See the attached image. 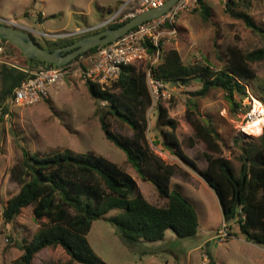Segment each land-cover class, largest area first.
Masks as SVG:
<instances>
[{
  "label": "rangeland",
  "instance_id": "obj_1",
  "mask_svg": "<svg viewBox=\"0 0 264 264\" xmlns=\"http://www.w3.org/2000/svg\"><path fill=\"white\" fill-rule=\"evenodd\" d=\"M204 2L210 9L209 17L202 18L196 3L181 12L176 20V32L161 42L163 52L174 48L184 63L209 64L216 70L226 60L230 47L247 51L262 45L260 37L241 19L224 11V3L219 0ZM120 7L121 0H0V23L4 20L17 24L30 31L38 43L46 45L47 41L78 37L83 34L76 32L79 29H101L94 27L104 23L102 19L108 18ZM245 10L256 24L264 27V0H250ZM118 18L123 19L122 15ZM3 45L9 63L24 64L17 48L8 42ZM75 64L74 71L46 87L47 97L28 105L8 103V113L0 117V264H16L15 260L22 253L20 245L29 241L45 221L33 219L31 206L23 207L10 223H4L2 219L6 200L18 191V185L10 177V169L21 160L22 148L39 155L63 149L74 153L92 151L128 172L149 202L165 204V199L157 195L153 185L137 176L126 162L123 151L104 137L96 111L104 104L98 105L90 96L79 65ZM147 64L143 60L134 66L144 69ZM250 66L256 79L247 83L246 92L259 97V84L264 87V60L253 62ZM199 88L196 80L186 85L163 81L161 95L146 110L145 132L153 152L173 166L169 188L179 189L192 201L198 215L197 233L179 238L167 229L161 240L141 241L140 248L148 251L143 254L126 246L111 223L102 218L96 219L91 222L86 238L105 264H207L206 251L211 252L217 264H264V247L246 241L235 222L229 223L228 239L221 241L215 238V228L222 220L216 196L194 170L162 146L161 127L156 123L157 104L165 107L168 116L176 121L174 131L180 149L199 169L206 166L203 156L205 145L194 136L193 128L186 120L187 114L211 124L218 133L220 150L209 153L227 158L238 171L239 155L244 148L256 142L264 122H261V127L255 125V130L251 132L245 131L248 121L244 116L252 107L248 103L251 100L240 99L236 93L228 99L220 88H211L203 96L193 94ZM252 96L263 107L262 116L257 117L264 118V92L261 99ZM107 121L114 133L130 135L131 130L125 123L114 117H108ZM113 213L110 211L108 215ZM211 236L213 239L206 242ZM31 264L80 263L69 261L60 247H44L34 254Z\"/></svg>",
  "mask_w": 264,
  "mask_h": 264
},
{
  "label": "trees",
  "instance_id": "obj_2",
  "mask_svg": "<svg viewBox=\"0 0 264 264\" xmlns=\"http://www.w3.org/2000/svg\"><path fill=\"white\" fill-rule=\"evenodd\" d=\"M249 1L227 0L224 11L241 19L246 27L260 37L262 45L247 51L230 47L226 60L215 70L209 64L184 63L176 49L170 48L163 52L159 42L156 48L161 50V60L153 67L154 76L162 83L170 81L186 85L196 80L200 88L193 94L198 96L205 95L211 88H220L228 99L232 98L233 93L238 94L240 99L244 98L247 95V83L256 79L250 64L264 60V27L256 24L245 10ZM196 4L202 18H208L210 9L204 0H196ZM128 19L78 37L47 41L46 45H41L33 35L30 36L41 47L54 49L104 28L118 27ZM4 42L8 41L0 37V43L3 45ZM11 45L19 50L24 64L0 63V117L8 113V100L14 88L30 75L29 70L39 65H52L27 58L18 47ZM148 46V52L152 54L155 47ZM85 84L95 102L104 104L101 109H96L104 137L123 151L126 162L137 176L150 182L157 195L165 199V204L149 202L128 172L92 151L74 153L63 149L39 155L22 148L21 160L10 169V177L18 185V191L6 200L2 219L4 223H10L23 207L31 206L33 219L45 221L29 241H23L20 245L22 253L15 260L16 264H31L34 254L44 247H60L71 262L105 264L86 238L91 222L99 218L115 226L120 240L126 246L143 254L148 251L140 248L141 241L161 240L167 229H171L179 238L194 236L198 231V215L192 201L179 189L169 188L173 166L154 153L147 140L146 110L152 104V97L144 69L131 64L122 65L118 78L110 86L101 88L89 80ZM263 92L264 87L259 84V97L250 93L261 99ZM108 117L125 123L131 130L130 135L114 133L109 127ZM186 120L193 128L194 136L205 145L203 156L206 166L199 169L181 151L174 131L176 121L168 116L165 107L157 104L156 123L161 127L162 146L194 170L210 187L224 221L235 222L246 241L264 247V124L256 142L244 148L239 155L240 164L236 172L227 158L209 153H218L220 150L218 133L211 124L193 119L188 114ZM110 211L114 213L108 215ZM206 257L207 264H217L210 251H206Z\"/></svg>",
  "mask_w": 264,
  "mask_h": 264
},
{
  "label": "built area",
  "instance_id": "obj_3",
  "mask_svg": "<svg viewBox=\"0 0 264 264\" xmlns=\"http://www.w3.org/2000/svg\"><path fill=\"white\" fill-rule=\"evenodd\" d=\"M165 1L166 0H121V7L116 12H112L108 18L102 20L104 23L94 28H103L104 25L107 26L113 22L131 18L137 13L145 10L160 7ZM219 1L225 3L227 0ZM195 3L196 0H176L161 15L143 21L129 29L123 35L117 37L114 41L96 46L93 51L79 55L78 58L72 62L63 65H39L30 69V75L14 88L8 102L14 105H28L47 97L46 87L60 80L65 74L74 71V62L79 65L78 69L84 80L96 82L101 88H105L116 81L122 65H135L138 62L146 60L148 64L144 68L145 80L152 97V103H154L155 99H158L161 95L163 85L153 73V67L161 60V50L159 47H156L159 42H165L176 32L177 17L181 12L193 6ZM120 15H122L123 19L118 18ZM92 29L93 27H87L85 29H79L76 32L84 33ZM74 32L69 33V35L74 34ZM59 35L66 36V34ZM148 44L155 47L152 54L148 52ZM0 63L11 64L8 62L7 55L4 53V47L1 43ZM245 98L246 100H251V102L248 101V103L252 105L251 109L244 116L247 118V121L252 119L255 115L262 116L263 107L260 106L259 109L256 111L254 110V101L259 105H261V103L256 100L250 92H247ZM228 226L229 223L222 219L216 230L215 238L221 241L228 239L230 237Z\"/></svg>",
  "mask_w": 264,
  "mask_h": 264
},
{
  "label": "water",
  "instance_id": "obj_4",
  "mask_svg": "<svg viewBox=\"0 0 264 264\" xmlns=\"http://www.w3.org/2000/svg\"><path fill=\"white\" fill-rule=\"evenodd\" d=\"M176 0H166L162 6L145 10L115 28H104L96 33L78 38L68 45L54 49L43 48L33 41L30 31L7 21L0 23V37L18 47L27 58H35L52 65H63L87 50L114 41L132 27L164 13ZM207 124V120L204 121Z\"/></svg>",
  "mask_w": 264,
  "mask_h": 264
},
{
  "label": "bare ground",
  "instance_id": "obj_5",
  "mask_svg": "<svg viewBox=\"0 0 264 264\" xmlns=\"http://www.w3.org/2000/svg\"><path fill=\"white\" fill-rule=\"evenodd\" d=\"M254 108L255 111L260 108V105L256 101H254ZM261 122H264V118L262 117L258 118L257 115H255L254 117H252L251 121L250 120L248 121L247 125L244 127V130L247 132H251L255 130L256 128L255 125H258V127L260 125L261 127Z\"/></svg>",
  "mask_w": 264,
  "mask_h": 264
},
{
  "label": "crops",
  "instance_id": "obj_6",
  "mask_svg": "<svg viewBox=\"0 0 264 264\" xmlns=\"http://www.w3.org/2000/svg\"><path fill=\"white\" fill-rule=\"evenodd\" d=\"M104 19H105V18H104ZM102 20H103V19H102ZM217 228H218V226H216L215 229L217 230ZM210 239H213V237L211 236L210 238H207V239H206V242H207V241L209 242Z\"/></svg>",
  "mask_w": 264,
  "mask_h": 264
}]
</instances>
